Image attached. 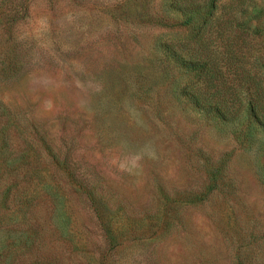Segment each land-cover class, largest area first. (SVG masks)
Segmentation results:
<instances>
[{"label":"rangeland","instance_id":"1","mask_svg":"<svg viewBox=\"0 0 264 264\" xmlns=\"http://www.w3.org/2000/svg\"><path fill=\"white\" fill-rule=\"evenodd\" d=\"M263 98L264 0H0V264H264Z\"/></svg>","mask_w":264,"mask_h":264},{"label":"trees","instance_id":"2","mask_svg":"<svg viewBox=\"0 0 264 264\" xmlns=\"http://www.w3.org/2000/svg\"><path fill=\"white\" fill-rule=\"evenodd\" d=\"M175 60L184 68L187 69H196L201 65V60L200 59H187L184 58L183 56H180L178 54H175ZM193 103L200 109L203 110L204 112L210 113L212 111H215L217 115L222 117L223 119H232L235 118L236 113L233 114H226V112H222V107H225V98L223 96H213L210 95L208 99H206L204 102H201L197 96H193ZM230 102H234V99L230 100ZM243 104V103H242ZM241 101L240 105L242 106ZM227 106V105H226ZM248 110L251 112V114L256 117V120L259 121L260 123H264V120L260 119L258 115H261V117L264 118V98L259 100L257 104H253V102L248 103Z\"/></svg>","mask_w":264,"mask_h":264}]
</instances>
